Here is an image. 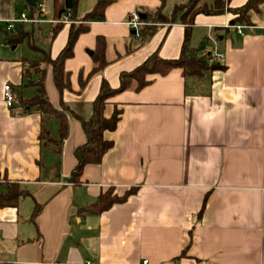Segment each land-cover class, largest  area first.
<instances>
[{
	"label": "crops",
	"instance_id": "1",
	"mask_svg": "<svg viewBox=\"0 0 264 264\" xmlns=\"http://www.w3.org/2000/svg\"><path fill=\"white\" fill-rule=\"evenodd\" d=\"M62 1L0 0V191L12 184L23 190L16 205H0V264H263L264 3L260 13L251 12L250 24H241L242 33L229 12L197 15L190 47L199 55L223 54L224 68L201 76L181 68L149 74L144 87L132 84L110 97L105 116L122 110L117 127L104 133L113 145L75 182V149L87 141L81 119L91 117L102 82L118 88L121 74L154 52L178 58L186 26L179 18L159 23L144 39L131 28V13L156 10L162 0H116L104 19L90 21L83 17L98 0H78L76 17L68 15L51 38ZM188 1L166 0L163 11ZM246 2L230 0V6ZM22 14L40 21H14ZM72 23L88 29L64 62L70 87H57L51 63L43 75L50 101L67 108L61 140L57 116L24 113L20 102L36 96L41 77H25V63L56 58ZM21 29L30 35L8 44ZM98 36L106 39L109 63L91 74ZM7 84L13 107L5 103ZM132 187L126 200L86 210L103 193L123 195Z\"/></svg>",
	"mask_w": 264,
	"mask_h": 264
},
{
	"label": "trees",
	"instance_id": "2",
	"mask_svg": "<svg viewBox=\"0 0 264 264\" xmlns=\"http://www.w3.org/2000/svg\"><path fill=\"white\" fill-rule=\"evenodd\" d=\"M116 0H98L94 8L89 11L84 17L83 21H90L94 19H104L105 11L109 5ZM166 0H162V5L156 10H148L145 13H141V19L143 24L138 29L144 39L151 37L155 34L159 23H170L176 19H180L186 26L185 39L182 47L181 54L178 58H163L159 56L157 52L151 54L141 65L136 67L133 71L123 72L121 74V85L118 88H111L109 83L104 80L101 85L99 95L93 104V113L88 119H81L84 131L87 136L85 144L76 147L75 156L77 158L76 167L72 172V180L75 182L80 181L83 169L85 165L90 163H100L103 155L109 150L113 141L105 138L104 133L107 130H114L121 118L122 110L115 108L110 117L105 116L104 110L110 97L114 94L127 89L130 85L134 84L137 89H140L149 83L147 76L149 74H161L168 73L173 68H181L185 75L201 76L206 70H215L224 68L219 62H211L209 57L211 54L199 55L198 49L191 48L189 40L191 36V28L195 23L198 14L204 13L207 15L223 14L229 12L231 14V24H250L251 12H261L260 5L264 3V0H247V2L241 6H230V0H215L212 5L203 3V0H189L186 3L176 4L171 14L164 13V4ZM78 0H63L62 4L56 8L55 19L56 22L51 30V38L54 37L58 31L64 26L65 19L69 15L76 17ZM88 29L87 25L80 24L78 26L75 23L71 24V29L68 37L67 46L60 52L56 58H51L48 54L45 56L44 61H28L24 65V75L29 77L33 72L41 73L40 79L36 82L38 92L35 97L31 99H22L21 108L24 113L32 111H39L46 116H57L60 121V135L61 140L67 135L69 121L66 114V106L58 109L50 101L47 90L44 83L45 66L47 63L53 65L54 80L57 87L60 90L70 87V76L64 68V62L66 59L73 55V48L75 42L80 33ZM30 34L24 30L12 34L8 38V44H18L27 38ZM97 46L94 52L95 66L91 71V74L97 73L109 63V60L105 56L106 39L103 36H98ZM43 63L44 66H43ZM43 139L50 140L48 132L43 129L41 133ZM59 144V140H57ZM2 178L0 177V180ZM136 191V187H132L127 190L123 195L115 194L112 190L103 193L99 198V201L86 210L98 212L107 209L112 204L121 202L127 199V197ZM23 195V190L18 185L12 184L6 192L0 191V205H16L20 196ZM41 207L36 208L35 215L39 213ZM43 264H58V263H43Z\"/></svg>",
	"mask_w": 264,
	"mask_h": 264
},
{
	"label": "built area",
	"instance_id": "3",
	"mask_svg": "<svg viewBox=\"0 0 264 264\" xmlns=\"http://www.w3.org/2000/svg\"><path fill=\"white\" fill-rule=\"evenodd\" d=\"M14 21L36 22V21H40V20L39 19H35V18H29L27 16V14H22V16L20 18L14 20ZM129 24H130L131 28H133L136 32H138L139 27L143 24L141 16H140V14L138 12L133 11L131 13V18H130ZM234 27L236 28L238 33H242L243 25L237 24V25H234ZM8 29H13V20H10L8 22ZM223 58H224V55L220 54V53H213L209 57L211 62H220ZM4 99H5V103L7 104L8 107H13V105L15 104L16 97H15V94L13 92V88H12V86L10 84H7L5 86ZM147 263H148V260H144V264H147Z\"/></svg>",
	"mask_w": 264,
	"mask_h": 264
},
{
	"label": "water",
	"instance_id": "4",
	"mask_svg": "<svg viewBox=\"0 0 264 264\" xmlns=\"http://www.w3.org/2000/svg\"><path fill=\"white\" fill-rule=\"evenodd\" d=\"M28 2H29V4H31V5H35L36 4V2H37V0H28ZM233 38H234V40H236V34L234 33L233 34Z\"/></svg>",
	"mask_w": 264,
	"mask_h": 264
}]
</instances>
